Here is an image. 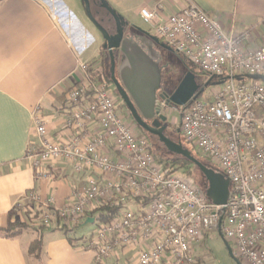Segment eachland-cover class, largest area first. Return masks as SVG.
Instances as JSON below:
<instances>
[{"label": "built area", "instance_id": "obj_1", "mask_svg": "<svg viewBox=\"0 0 264 264\" xmlns=\"http://www.w3.org/2000/svg\"><path fill=\"white\" fill-rule=\"evenodd\" d=\"M141 16L151 36L217 82L212 99L200 95L184 107L164 99L159 115L174 123L178 114L183 143L230 181L227 205L210 202L183 170L159 163L130 112L119 109L115 88L92 78L95 68L84 63L85 81L67 94L63 135L53 138L37 115L41 146L27 154L38 178L56 180V168L82 183L71 186L61 210L33 197L35 209L20 205L18 214L47 230L93 219L80 249L94 254V264H203L197 252L212 232L241 264H264V46L249 49L250 32L227 33L191 1L168 18L146 9ZM110 205L119 210L101 220Z\"/></svg>", "mask_w": 264, "mask_h": 264}, {"label": "crops", "instance_id": "obj_2", "mask_svg": "<svg viewBox=\"0 0 264 264\" xmlns=\"http://www.w3.org/2000/svg\"><path fill=\"white\" fill-rule=\"evenodd\" d=\"M106 1L126 23L145 32L140 25L144 23L142 10L168 18L191 1L215 18L227 33L250 32L249 49L264 46V0ZM54 5L53 0L0 3V230L8 226L14 212L16 220L24 221V216L18 214L19 206L31 213L36 207L33 197L52 210L63 209L71 186L82 183L80 176L56 168L52 170L56 180L38 178L27 159L30 147L41 146L34 125L37 115L53 138L63 135L71 106L67 94L85 81L80 65L90 59L76 44ZM27 218L32 219L30 214ZM74 232L43 231L40 260L29 253L39 237L37 231L28 230L14 239L0 232V264H94V254L80 249L87 236L72 237Z\"/></svg>", "mask_w": 264, "mask_h": 264}, {"label": "water", "instance_id": "obj_3", "mask_svg": "<svg viewBox=\"0 0 264 264\" xmlns=\"http://www.w3.org/2000/svg\"><path fill=\"white\" fill-rule=\"evenodd\" d=\"M83 1L86 4L90 21L102 32L106 44L110 43L111 39L107 37L105 31L92 16L90 0ZM98 2L115 19L118 26L125 22L106 0H98ZM137 30L140 34H144L145 39L149 41L148 53L136 41L125 40L122 42L123 29H119L117 37L119 43L116 45H111L110 43L111 80L118 95L140 129L149 135L157 137L170 153L188 160L201 171L209 183L206 191L208 199L218 206L227 205L230 195V181L201 163L184 147L182 142H175L166 137L164 134L166 127H162V124L166 123L167 119L159 115V105L162 100L167 99L169 105L184 107L192 99L203 94L202 85L198 83L196 76L190 72L183 78L172 95L161 96L159 100L158 93L164 89L162 85V70L159 64L155 62L152 45L154 43L160 44V42L148 32L141 29ZM162 47L169 49L165 45H162ZM118 49L121 51L118 73L122 84L116 78V58L113 54V50ZM206 86H209V83ZM177 133L180 134V130ZM93 223V219H88L86 225ZM226 245L231 257L234 258L231 248L227 243ZM237 262L239 263V261Z\"/></svg>", "mask_w": 264, "mask_h": 264}, {"label": "rangeland", "instance_id": "obj_4", "mask_svg": "<svg viewBox=\"0 0 264 264\" xmlns=\"http://www.w3.org/2000/svg\"><path fill=\"white\" fill-rule=\"evenodd\" d=\"M54 1V9L56 13L60 16L61 20L65 23V25H68V30H70L76 44L84 49L86 53L89 55V61L86 63L87 65L91 66L92 68H95V72L91 73L90 76L92 78H96L98 76L100 79L105 75L110 76V63L109 60L102 61L101 49L100 46L103 43L102 37L97 32V30L94 28V26L91 24L87 10H86V4L83 0H62L64 5L67 7V9L73 14L75 19L72 17V15L66 10V8L60 3L59 0H53ZM91 1V0H90ZM113 8V7H112ZM114 9V8H113ZM115 10V9H114ZM117 12V10H115ZM118 13V12H117ZM142 28L146 29L147 32L150 31V27L147 23H140ZM148 25V26H147ZM140 26V27H141ZM168 51L165 53V60L169 65V68L164 72L165 77V85L167 86V91L173 93L183 78L188 73H193L194 75L199 72L200 69L192 67L190 64H188L185 59L177 54L175 51H172L170 49H167ZM101 76V77H100ZM104 80V79H103ZM106 81V80H104ZM108 83V81H106ZM202 85L204 92L202 94V98L209 99L212 95V90L215 88L213 85H208L206 82L200 83ZM108 85H110L108 83ZM114 87V85H110ZM115 88V87H114ZM116 89V88H115ZM212 99V98H211ZM128 110L124 103L120 100L119 101V109ZM179 115L175 113L173 117L171 118V121H174V123H169L170 130H171V140L178 142V139L176 138V134L179 130ZM142 134H144L142 132ZM145 135V134H144ZM146 136V135H145ZM164 152V151H163ZM165 156L167 158H170L169 155H167L164 152ZM191 177L194 179L195 183L198 186L202 187V178L196 173L195 169L193 170ZM200 187V188H201ZM137 206H133V209H136ZM23 219V218H22ZM27 221V223L32 226V229L36 228L34 227L37 225V228L42 227L40 225L41 221H31L33 219H29L27 217H24V221ZM95 228V224H85L83 226H80L76 229V231L72 234V237L76 236H87L89 235ZM198 257L202 258L203 264H239L235 258H232L228 247L226 245V242L224 239L220 236L219 232H212L208 234L207 238L203 241V243L200 244V248L197 252ZM241 264V263H240Z\"/></svg>", "mask_w": 264, "mask_h": 264}, {"label": "trees", "instance_id": "obj_5", "mask_svg": "<svg viewBox=\"0 0 264 264\" xmlns=\"http://www.w3.org/2000/svg\"><path fill=\"white\" fill-rule=\"evenodd\" d=\"M3 1L4 0H0V3L3 2ZM191 66L194 67L193 65H191ZM194 68H196V67H194ZM195 76H196V79H197L198 83L202 82V83L205 84L207 82V83H209V85H213V86L216 85V83H217L214 79L209 77L207 74L203 73L201 70H199V72H197L195 74ZM103 78L106 81H108V83L110 85H113V82H112L111 78L109 77V75H107L105 73ZM116 94L118 95L117 91H116ZM141 131L149 138V140H150V142L152 144V152H153L154 156L156 157V159H157V161L159 163L167 164V165L170 164L173 167H175L176 169L183 170L188 176H191L193 170L195 169L196 173L202 178V187L201 186H199V187H201L206 193V191L208 190V187H209V183H208L206 178L203 176V174L201 173V171L197 167H195L188 160H186V159H184L182 157L175 156L172 153H170L167 150V148L162 143H160V141H159V139L157 137L149 135L148 133H146L142 129H141ZM175 134H176L175 135L176 138L178 139V142H182L184 147L186 149H188L192 153V155H194L201 163H203L206 167H208L210 170L214 171L215 173L224 176L223 173L219 169H217L216 167L212 166L205 159H202L197 153H195V151L191 147L185 145L183 143V140H182L180 134H178V133H175ZM163 151L167 155H169L170 158H167V156H165ZM224 178L227 179L225 176H224ZM209 201L212 202L210 199H209ZM118 210H119V208L112 207L111 205L103 207V208L100 209V211H101V218L100 219L103 220V221H108L109 218L113 214H115ZM15 217H16V212L10 214L8 226L5 229L0 230V232L3 233L6 238L14 239V238L20 237L22 234H24L28 230L37 231L39 233V237L31 244L30 249H29V253L36 260H40L41 259V255H42V247H43V241H42L41 233L43 231L47 230V229L45 227H43V226L40 227V228H37V229L36 228L32 229V226H30L27 222L16 220ZM77 228L78 227H76V228H74L72 230H69V229H67L65 227H59V228H56V229L57 230H61V231L65 232L66 234H70V233L74 232ZM200 262H201V259H200Z\"/></svg>", "mask_w": 264, "mask_h": 264}, {"label": "flooded vegetation", "instance_id": "obj_6", "mask_svg": "<svg viewBox=\"0 0 264 264\" xmlns=\"http://www.w3.org/2000/svg\"><path fill=\"white\" fill-rule=\"evenodd\" d=\"M90 5H91V13L93 18L96 20V22L102 27V29L105 31V33L107 34V37L111 39L110 43L111 45H116L117 43H119L118 41V33H119V29H123V38H122V42H124L125 40H130V41H136L142 48H144V51H146L147 53L148 48H149V41H147L145 39L144 34H140L139 31L129 25L126 22L121 23L120 26H118V24L116 23L115 19L108 13L107 10L103 9L100 5V3L98 2V0H91L90 1ZM90 20V19H89ZM91 22V21H90ZM91 24L94 26V28L97 30V32L100 34V36L102 37L103 43L100 46L101 49V56L102 61L105 60H109V67H110V78H111V56H110V43L106 44L105 38L102 34V32L96 28V26L91 22ZM162 43L160 44H153L152 46V52L155 55V62H157L162 70V85L164 87L163 90H161L158 93V98L160 100L161 96H170L172 95L171 92L167 91L166 89V85H165V77H164V72H166V70L169 68L168 63L165 60V53L168 51L167 49L162 47ZM113 54L115 55L116 58V78L117 80L121 83L120 77H119V73H118V68L121 62V51L118 50H113ZM122 84V83H121ZM114 85V84H113ZM116 90V89H115ZM120 98V96H119ZM120 100H122L120 98ZM162 127H166V130L164 132L165 136L171 139V128L169 126V123H163Z\"/></svg>", "mask_w": 264, "mask_h": 264}]
</instances>
